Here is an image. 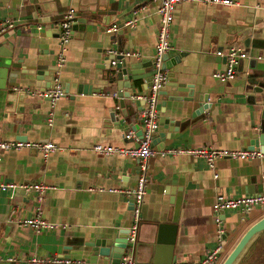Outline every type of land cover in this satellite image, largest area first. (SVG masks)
Segmentation results:
<instances>
[{
    "label": "crops",
    "instance_id": "obj_1",
    "mask_svg": "<svg viewBox=\"0 0 264 264\" xmlns=\"http://www.w3.org/2000/svg\"><path fill=\"white\" fill-rule=\"evenodd\" d=\"M233 1L236 5L227 7L179 3L169 28V49L162 61L166 82L156 100L158 121L151 139L153 153L146 159L148 181L136 240L152 244L150 230L169 215V223L174 224L168 237L173 240L172 263L199 259L218 243L219 262L224 245L228 252L247 226L264 215V208H255L247 218L231 210L221 212L223 234L218 239L210 207L217 195L236 197L264 191V154L252 159L218 158L209 168L202 158L188 153H160L192 147L259 150L254 135L264 114V0ZM68 8L74 10L70 37L65 61L58 67L57 24ZM96 10L113 11L115 18L110 21L106 13L91 15ZM119 14H125L122 20L134 18L133 26L106 33L107 27L120 22ZM2 20H8L11 27L0 36V140H50L61 150L45 159L30 148L1 153L2 181L42 183L53 188L45 189L39 202L34 190L0 191V264H29L31 256L109 264L93 256L89 245L127 232L131 204L121 192H100L98 188L133 189L138 161L96 154L91 147L99 143L134 145L122 135L128 130L136 134L141 131V97L148 90L150 76L148 81L147 77L138 78L131 84V98L136 104L130 103L133 113L128 115L117 103V83L125 90L127 81L119 83L112 78L108 83L103 62L110 53L126 51L137 52L138 56H122L121 65L154 58L159 26L155 3L0 0ZM229 47L240 48L246 57L237 61L234 79L222 83L210 75L224 66V57L215 55V51ZM8 52L9 58L2 56ZM147 70L127 68L126 76L148 75ZM55 76L61 82L63 96L48 127V104L40 93ZM188 94L207 106L206 113L191 124L184 121L174 131L187 112L182 99ZM36 207L40 216L57 228L35 232L17 223L31 217ZM164 233L156 244L152 264H162L167 258L163 243L167 230ZM147 252L146 247L139 248L141 260Z\"/></svg>",
    "mask_w": 264,
    "mask_h": 264
},
{
    "label": "built area",
    "instance_id": "obj_2",
    "mask_svg": "<svg viewBox=\"0 0 264 264\" xmlns=\"http://www.w3.org/2000/svg\"><path fill=\"white\" fill-rule=\"evenodd\" d=\"M155 3V12L158 16L159 26L156 33V40L154 43L155 55L153 58V74L150 78V84L147 92L141 97L144 106L140 112V125L141 131L136 134L132 130L123 133L124 139H130L134 142L131 147H117L105 144H94L91 150L96 154L110 155L114 154L120 157H128L136 159L137 162V178L133 189L121 190L115 187H99L100 192H121L125 194L131 204V222L127 229L125 237L126 245L120 257L118 264H134L133 253L134 244L136 241V232L140 220L142 199L145 193V186L148 181L146 173V159L153 151L151 149V139L157 128L158 110L156 108V100L159 90L166 82V74L161 69L162 57L169 49L168 35L170 25L173 19V12L177 4L182 2H195L201 4H218L222 6H233L236 2L233 0H152ZM264 10V5L261 6ZM73 9L68 8L62 15L57 24L58 27V49L56 53V65L61 67L65 61L66 45L70 37V25L73 17ZM135 19L122 20L123 26H133ZM11 27L8 20L0 21V34L6 32ZM117 29L116 24H111L105 29L106 33H113ZM122 56L137 55V52H124ZM215 55L224 57V66L222 69L215 70L211 73V77L219 82H228L235 77V65L238 60L246 57V53L240 48L229 47L225 51L216 50ZM113 63V62H112ZM41 97L47 100V112L45 115V124L51 127L53 124L54 110L57 101L63 96L61 82L57 76L52 77L51 85L40 93ZM34 149L40 156L45 159L48 154L55 150H61L60 147L55 145L50 140H0V159L1 153L10 150L20 149ZM176 155L179 153H188L194 157L202 158L209 168L213 167L214 161L218 158H233V159H252L261 157L262 154L258 150L243 149V150H228L211 147H192V148H170L166 152ZM52 186H47L42 183H29L21 182L16 183L12 181H2L0 179V191H14L23 190L36 192L35 199L40 201L42 193L45 189H51ZM93 188H89L92 190ZM211 211L213 214V222L216 224V236L219 239L223 234V229L220 227V213L226 210H231L242 215V218H247L249 212L253 208H264V191L252 194H246L236 197H224L222 195L215 196L211 203ZM17 223L23 226H28L35 232L42 230H52L57 228L58 225L47 221L40 216L39 207L35 208V213L28 218L19 219ZM221 245L218 243L212 250L205 253L201 258L196 260H177L172 264H215L218 261ZM84 260L74 259L62 256H51L46 258H38L31 256L28 259L29 264H81Z\"/></svg>",
    "mask_w": 264,
    "mask_h": 264
},
{
    "label": "water",
    "instance_id": "obj_3",
    "mask_svg": "<svg viewBox=\"0 0 264 264\" xmlns=\"http://www.w3.org/2000/svg\"><path fill=\"white\" fill-rule=\"evenodd\" d=\"M117 8V6H116ZM118 9V8H117ZM113 12V11H112ZM110 11L107 12H100L98 10L91 12V15L93 14H100L103 15L106 13L109 17V20L112 21L115 18V13H112ZM115 12V11H114ZM125 14H119L117 16V19L120 21L117 25V28L125 27L123 26L122 19ZM102 21V20H101ZM103 23V22H102ZM7 32V31H6ZM6 32L0 34L2 36ZM2 56L9 58L11 56V53H3ZM121 58L122 55H114L109 54L104 59V66H105V74L107 77L108 83L111 82V79H117L116 81H122L125 80L127 83L123 85L125 90H123L120 87V84L117 83V103L118 107L121 110H125V112L128 115H131L133 113V109L130 105L131 102L135 101L131 98L132 96V88L131 84L134 80L138 78H146L148 81L149 77V83L151 75L153 74V59L151 60H145L142 59L138 63L132 65L125 63L121 65ZM166 58V54L163 55L162 61H164ZM113 62V63H112ZM12 64V63H11ZM10 64V65H11ZM12 66H15V64H12ZM127 68L130 69H139V68H147V73L149 71V74H141V76H126L127 75ZM161 69H164V67L161 64ZM142 72H130V74H140ZM146 73V72H145ZM52 78V77H51ZM119 86V87H118ZM123 90V91H122ZM180 90V89H179ZM182 102H184L183 108L185 109L186 114L183 118H180V121H178L174 131H178L181 124L188 120L187 123L191 124L193 121H196L197 119H202L204 116V113H206L207 106L200 103V101L195 100L188 96L185 99H182ZM136 104V103H135ZM178 109H181L179 107ZM254 138L256 139V144L259 145V152L261 154H264V114L261 116L260 122H259V128L258 131L255 133ZM258 172H261V169L259 167ZM264 184V181H263ZM27 195H29L28 192H26ZM170 218L169 215H167L164 223H158L155 225L154 229L150 230V233H152V244H139L137 240L135 241L134 246V254H133V262L134 264H152V256L153 252L156 249V244L159 243L160 239L165 234L164 232L167 230V239L163 240L164 249L168 250V255L166 260L162 264H172L173 256H172V242L173 240L169 238L171 237L173 231H174V224L169 223ZM264 233V215L259 217L257 220L252 222L247 228L244 230V232L241 234V236L238 238V240L235 242V244L232 246V248L227 252V254L223 257L221 262L219 264H239L245 253L248 251V249L252 246V244L258 239V237ZM126 230L121 235H115L113 234V237L106 238L104 240L94 241L90 243L89 247L92 251L93 256L100 260H105L109 264H118L120 261V257L124 251L125 245H126ZM169 237V238H168ZM164 238V237H163ZM146 247L147 249V255L145 256L144 260H141L139 256V248Z\"/></svg>",
    "mask_w": 264,
    "mask_h": 264
},
{
    "label": "rangeland",
    "instance_id": "obj_4",
    "mask_svg": "<svg viewBox=\"0 0 264 264\" xmlns=\"http://www.w3.org/2000/svg\"><path fill=\"white\" fill-rule=\"evenodd\" d=\"M255 208H253L250 212H254ZM247 222V221H246ZM226 244L224 245L223 251H222V256L219 259V262H217V264L220 263V261L222 260L223 256L226 254V252L224 251L226 248ZM249 254L253 253L251 256L249 255L248 257L245 256V258L243 259L241 264H247V262L249 264H264V236H262L261 238L257 239L254 247L251 249L250 252H247ZM254 259V260H253ZM261 262V263H260Z\"/></svg>",
    "mask_w": 264,
    "mask_h": 264
},
{
    "label": "trees",
    "instance_id": "obj_5",
    "mask_svg": "<svg viewBox=\"0 0 264 264\" xmlns=\"http://www.w3.org/2000/svg\"><path fill=\"white\" fill-rule=\"evenodd\" d=\"M262 236H264V233H262V234L260 235V237H258V239L261 238ZM256 241H257V240H256ZM256 241L252 244V246L248 249L247 252H250V251H251V249L254 247ZM247 252H246V254H245V256H247V257H248L249 255L251 256V255L253 254V253H251V254L247 255V254H248ZM245 256H244V258H245ZM244 258H243V259H244ZM243 259H242V261H243ZM253 260H254V259H253ZM242 261L240 262V264L242 263ZM260 263H261V262H260ZM247 264H249V263L247 262Z\"/></svg>",
    "mask_w": 264,
    "mask_h": 264
}]
</instances>
